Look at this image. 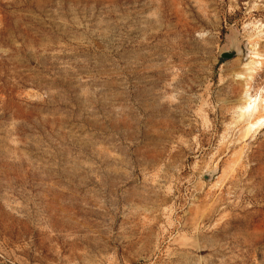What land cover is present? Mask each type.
<instances>
[{"label": "rangeland", "instance_id": "374dc122", "mask_svg": "<svg viewBox=\"0 0 264 264\" xmlns=\"http://www.w3.org/2000/svg\"><path fill=\"white\" fill-rule=\"evenodd\" d=\"M263 118L264 0H0V264H264Z\"/></svg>", "mask_w": 264, "mask_h": 264}, {"label": "bare ground", "instance_id": "6f19581e", "mask_svg": "<svg viewBox=\"0 0 264 264\" xmlns=\"http://www.w3.org/2000/svg\"><path fill=\"white\" fill-rule=\"evenodd\" d=\"M250 65H251V67L249 68V70L252 69V71H255L257 66H261V62L258 61L255 63H250ZM247 73H249V72H247ZM245 95H246V103L241 108V111H242L243 115H250L252 117L253 115L258 113V111L262 107L263 103L261 104L260 99L249 96L247 90L245 92ZM259 125H262V126L264 125V118L251 124L252 127L259 126Z\"/></svg>", "mask_w": 264, "mask_h": 264}, {"label": "water", "instance_id": "95a60500", "mask_svg": "<svg viewBox=\"0 0 264 264\" xmlns=\"http://www.w3.org/2000/svg\"><path fill=\"white\" fill-rule=\"evenodd\" d=\"M244 55H247V49L239 45V40L237 37H232L230 46L223 49V51L220 53V58L230 60L236 56ZM213 177V173H208L205 175L207 180H211Z\"/></svg>", "mask_w": 264, "mask_h": 264}]
</instances>
